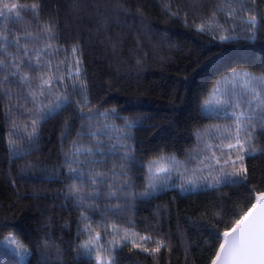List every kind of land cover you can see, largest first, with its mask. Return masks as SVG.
Returning <instances> with one entry per match:
<instances>
[{
	"label": "trees",
	"instance_id": "1",
	"mask_svg": "<svg viewBox=\"0 0 264 264\" xmlns=\"http://www.w3.org/2000/svg\"><path fill=\"white\" fill-rule=\"evenodd\" d=\"M7 2L20 5V15L0 17V36L7 35L11 41L20 37L21 52L24 47L32 49L33 63L36 49L51 46L41 58V63L51 61V72L47 67L22 69L29 73L30 83L35 87L41 75L58 77L79 59L88 98L82 111L85 117L92 114V119H81L78 88L70 106L55 119L42 122L36 146L30 147L27 134L32 131L33 113L27 85L12 77L0 85L12 93L11 99L0 97V264H96L95 253L88 257L78 250L88 238L85 224L91 225L93 235L101 233V243L111 239L115 225L121 234L124 230L137 233V240L151 236L144 244L148 248L157 242L165 245L150 255L131 249L128 243L116 249V264H211L222 233L251 207L256 193L264 191V152L246 158L248 177L240 184L190 192L164 187L150 199L128 198L127 202L109 198L105 185L94 206L87 202L81 206L66 197L64 157L73 141L85 148L98 146L102 151L93 158L107 163L97 165V170L108 171L116 164L120 171L123 164L130 176L127 191L138 193L144 190L150 160L174 156L184 162L199 155L206 139L201 134L214 125L231 123L216 101L242 91L232 74L264 76V19H258L253 39L247 38L252 30L244 22L254 12L264 17V0L255 4L251 0ZM33 4H39V9L33 10ZM233 9L235 15L230 17ZM200 26L204 31H198ZM221 36L233 39L222 42ZM16 50L14 43L8 45L6 59ZM4 74L0 71V78ZM72 82L65 80V84ZM66 120L71 125L68 130ZM90 131L96 136H89ZM125 135L129 139H123ZM10 142L30 150L15 154ZM114 144L130 146L134 161L122 159L125 149L110 151ZM255 146L264 148V133L258 134ZM196 163L192 160L188 165ZM169 183L178 185L179 180L174 176ZM84 191L91 187L85 186ZM82 212L87 220H82ZM8 237L27 248V253L21 249L17 255L3 243ZM46 252L50 258L43 255Z\"/></svg>",
	"mask_w": 264,
	"mask_h": 264
},
{
	"label": "snow or ice",
	"instance_id": "2",
	"mask_svg": "<svg viewBox=\"0 0 264 264\" xmlns=\"http://www.w3.org/2000/svg\"><path fill=\"white\" fill-rule=\"evenodd\" d=\"M251 2L255 4L256 0H251ZM31 7L33 10H38L39 4H33ZM18 8L20 5L16 3L0 0V17L7 20L9 19L7 14L11 13H16V16L19 17ZM233 15H235V9L229 13L230 17ZM258 19H264V17H260L254 12L244 21L252 30V35L247 37L248 39L254 38ZM13 22H15L14 19ZM198 31H204L203 26H200ZM49 36L53 38L50 33ZM230 39L233 38L229 36L220 37L222 42ZM0 41H2L0 42V71L6 73L0 78V85L8 82L10 77L15 78V81L20 85H27L26 96L32 104L29 111L33 113L32 131L27 134L30 147L36 146L38 128L42 122L55 119L65 108L70 106L72 104L71 97L78 88L81 90L82 99L77 100L76 104L81 109V119H92V114L85 117L82 111L83 106L88 103V98L87 86L80 80L82 72L80 64L82 62L79 59L75 61L74 68H68L58 77L55 75H49L47 78L43 75L39 76L37 78L39 83L34 87L30 83L29 73L22 71V69L24 67L29 69L47 67L51 72L50 60L41 63V58L46 49L51 46L36 49L34 52L35 63H33V50L24 47L21 52L20 37L11 41L7 35H3L0 36ZM12 43L16 45L17 50L11 55V59L7 60V47ZM76 51L77 49L74 47L73 54ZM63 63L62 61L61 64ZM232 76L240 81L242 91L225 94L216 101L217 109L222 111L224 116L231 120V123L214 125L210 129H206L205 133L201 134L206 139L202 141L204 146L199 149V155L190 157L184 162L177 161L174 156H161L159 159L150 160L146 165L144 190L137 193L127 191L130 186V176L123 164L119 165L120 171H116L118 167L116 164H113L112 169L108 171L97 170V165L107 163L106 160L93 158L94 154L102 151V149L98 146L88 148L83 145L77 146L76 141H73L64 157V162L67 164L65 178L69 181L65 193L66 197L73 198L81 206L85 205L86 202L88 206H94L95 200L105 185L109 198H123L127 202L128 198L150 199L164 187H178L181 192H190L205 186L217 189L221 185H235L245 182L248 177V169L244 163L246 158L258 152H264V148L255 146L258 134L264 133V76L256 77L247 72H236ZM65 80L73 82L69 85L65 84ZM4 95L8 96L9 99L12 98L11 92H6L0 88V97ZM112 111L115 112V109ZM100 115L103 116L105 113H100ZM125 125L132 127L127 121H125ZM64 127L66 130L70 129L71 125L68 120L64 122ZM107 127L105 125V128ZM79 135L83 136L84 133L81 131ZM88 135L95 137L96 133L90 131ZM123 139L126 140L129 137L125 135ZM209 139L218 140L220 143H211ZM11 146L15 149V154H24L30 150L15 144H11ZM129 148L130 146L127 144H114L110 151L125 149L122 159L134 161V156L130 154ZM205 152L209 154H204ZM226 154L227 159H225ZM192 160H196L197 163L194 167L189 168L188 164ZM162 161L166 163H161ZM229 168L231 171H227ZM174 176L179 180L178 185L169 183V181H173ZM109 177L113 179L110 181ZM117 181H122V183ZM85 186H90L91 191L85 192ZM87 219L88 217L82 212V220ZM130 225L131 222H129ZM111 228V239H108L106 243H101L103 238L101 233L96 232L93 235L91 225L85 224L83 232L88 234V238L78 245V250L88 257H92L95 253L96 264H116V249L126 246L128 243L131 244V249H139L150 255L160 252L161 248L165 246L163 242H157L155 247L148 248L144 244L152 239L151 236H139L137 240L135 237L138 234L135 232L124 230L121 234L120 229L115 225H112ZM108 235L109 233H104V236ZM222 236L223 241L220 243L211 264H264V191L256 193L255 202L235 220L231 228L222 233ZM7 239L10 244H16L17 255L21 254V249L27 253L28 249L22 244L17 243L11 237ZM43 255L50 258V253L46 252ZM55 255L57 257L61 255L60 249H56Z\"/></svg>",
	"mask_w": 264,
	"mask_h": 264
},
{
	"label": "rangeland",
	"instance_id": "3",
	"mask_svg": "<svg viewBox=\"0 0 264 264\" xmlns=\"http://www.w3.org/2000/svg\"><path fill=\"white\" fill-rule=\"evenodd\" d=\"M161 163H166V162L162 161ZM188 167L190 168V165H188ZM3 243L6 244L7 246H10L11 248L17 250L16 244H10L8 239L6 241L4 240Z\"/></svg>",
	"mask_w": 264,
	"mask_h": 264
},
{
	"label": "water",
	"instance_id": "4",
	"mask_svg": "<svg viewBox=\"0 0 264 264\" xmlns=\"http://www.w3.org/2000/svg\"><path fill=\"white\" fill-rule=\"evenodd\" d=\"M222 241H223V236H222Z\"/></svg>",
	"mask_w": 264,
	"mask_h": 264
}]
</instances>
